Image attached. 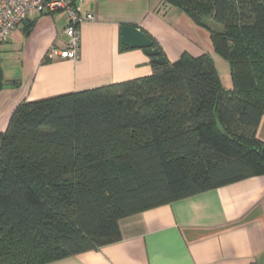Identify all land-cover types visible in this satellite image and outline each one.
I'll return each mask as SVG.
<instances>
[{
    "label": "trees",
    "instance_id": "16d2710c",
    "mask_svg": "<svg viewBox=\"0 0 264 264\" xmlns=\"http://www.w3.org/2000/svg\"><path fill=\"white\" fill-rule=\"evenodd\" d=\"M158 2L208 32L231 89L209 54L183 53L150 58L147 77L19 103L0 134V264L115 244L122 218L264 175V0Z\"/></svg>",
    "mask_w": 264,
    "mask_h": 264
},
{
    "label": "crops",
    "instance_id": "0c3cea01",
    "mask_svg": "<svg viewBox=\"0 0 264 264\" xmlns=\"http://www.w3.org/2000/svg\"><path fill=\"white\" fill-rule=\"evenodd\" d=\"M73 2L80 14L95 17L80 25L76 61L47 58L52 47L62 49L68 41L62 12L31 16L0 44L3 83L12 87L0 90V134L22 101L151 75L150 58L144 51L121 45L123 26L143 30L169 62L183 53L213 57L208 32L158 0ZM256 137L264 145V113ZM118 227L119 242L49 264H264V175L127 216L118 221Z\"/></svg>",
    "mask_w": 264,
    "mask_h": 264
},
{
    "label": "built area",
    "instance_id": "2783aa9c",
    "mask_svg": "<svg viewBox=\"0 0 264 264\" xmlns=\"http://www.w3.org/2000/svg\"><path fill=\"white\" fill-rule=\"evenodd\" d=\"M62 12L66 16L64 34L68 38L62 49L52 47L48 59L76 61L79 58L80 25L93 21L92 14H80L73 0H0V44L33 15Z\"/></svg>",
    "mask_w": 264,
    "mask_h": 264
},
{
    "label": "water",
    "instance_id": "95a60500",
    "mask_svg": "<svg viewBox=\"0 0 264 264\" xmlns=\"http://www.w3.org/2000/svg\"><path fill=\"white\" fill-rule=\"evenodd\" d=\"M120 43L122 46L128 49L143 50L145 55L149 58H153L154 62L163 66L167 63V59L161 56L160 50L153 47L152 40L146 35V33L138 27L123 26L121 28ZM11 86L5 85L3 89H10Z\"/></svg>",
    "mask_w": 264,
    "mask_h": 264
},
{
    "label": "rangeland",
    "instance_id": "374dc122",
    "mask_svg": "<svg viewBox=\"0 0 264 264\" xmlns=\"http://www.w3.org/2000/svg\"><path fill=\"white\" fill-rule=\"evenodd\" d=\"M216 68L217 71L220 75V79L225 82V87L227 89H231L232 84H231V80H230V74H229V68H228V64L227 62L222 59L221 57H219L217 54L213 53V57H211Z\"/></svg>",
    "mask_w": 264,
    "mask_h": 264
}]
</instances>
